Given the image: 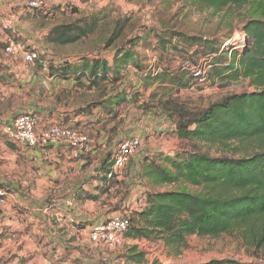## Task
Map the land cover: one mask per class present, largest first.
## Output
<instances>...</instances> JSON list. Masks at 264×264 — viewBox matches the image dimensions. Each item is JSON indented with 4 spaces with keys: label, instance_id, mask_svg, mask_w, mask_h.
Instances as JSON below:
<instances>
[{
    "label": "rangeland",
    "instance_id": "rangeland-1",
    "mask_svg": "<svg viewBox=\"0 0 264 264\" xmlns=\"http://www.w3.org/2000/svg\"><path fill=\"white\" fill-rule=\"evenodd\" d=\"M32 1L22 0L21 5L13 7L17 17L14 25L20 30L17 39L25 50L34 49L46 55L50 62L58 63L62 59H76L83 55L104 56L112 61L118 46L131 37L142 36L147 39H142L135 49L145 72L152 71L155 74L167 69L178 73L187 68L185 65L189 55L172 49L162 50L154 30L164 31L167 28L182 30L190 35L216 37L220 41H226V45L233 35L230 43L239 48L246 45V7H230L217 13L210 8L183 2L166 7L151 0H37L41 3V8L36 9L30 7ZM102 10L108 16L100 20L97 30L90 36L65 45H57L46 39L53 28L78 22L80 19H90ZM119 21H125L126 28L120 38L114 39V45L108 47L106 40L119 30L115 29ZM0 49L4 50L1 42ZM186 77L190 86L166 91V94L160 96L163 102L167 101L168 105L202 108L227 94L254 89L243 77L238 80L221 79L211 77L208 71H203L198 78L193 77L189 71ZM50 78L49 68L45 70L37 62H27L20 54L7 55L0 51V121H6L20 112L37 113L39 107L45 108L53 103H57L62 109H72L71 116H78L81 108L104 100L115 89H123L128 93L129 101L120 107V114L116 119H111L104 109L93 114L94 121H91V127L87 129L104 134L103 148L94 153L89 167H76L80 172L70 175L63 172L74 170L75 165L64 163L74 160L58 155L53 148L42 152L38 166L33 165V159H29L27 163L25 158H20L16 147L18 149L24 145H17L8 139L4 126L0 125L1 186L7 193L24 195L26 199L24 204L11 205L16 219L11 218L9 222L0 224V264H201L224 258L257 262L250 254L252 249L243 240L240 231L216 238L191 236L188 248L181 254H176L160 241L133 240L127 236L122 246L110 250L103 244L91 241L89 232L94 224L84 230L88 225L86 222L58 223L56 212L60 211L65 202L72 203L68 205V209L81 203L83 211L92 212L101 208L108 214L117 212L119 215L131 216L145 206L148 192L174 188V185L155 186L148 178H140L144 157L147 155L162 164L165 156L175 157L178 153L195 151L220 155L222 150L198 140L180 138L175 133V124L172 130H159V120L167 115L163 113L161 105L152 100V89L144 88L142 75L134 66L129 67L126 81L117 86L105 82L101 88L93 89L78 87L76 84L56 87ZM63 80L65 79H61ZM167 118V126L172 125L173 121L168 116ZM92 124L95 127L93 129ZM127 134L140 138L142 144L137 155L114 181V186L106 193H101L99 200L77 199L75 195L72 196L74 192L83 189H78L79 181L92 178L94 168L110 153L115 154L119 142ZM82 162L84 161L80 164ZM34 170L39 174L35 175ZM85 184L88 193L97 195L90 180ZM84 201L87 203L82 206ZM7 203L0 207L5 208ZM24 213L29 214V217L22 221L18 215ZM27 233H30L32 244L24 241ZM134 245L146 254L144 262L135 263L124 257Z\"/></svg>",
    "mask_w": 264,
    "mask_h": 264
},
{
    "label": "trees",
    "instance_id": "trees-1",
    "mask_svg": "<svg viewBox=\"0 0 264 264\" xmlns=\"http://www.w3.org/2000/svg\"><path fill=\"white\" fill-rule=\"evenodd\" d=\"M151 1L166 7L183 2L210 8L217 13L230 7H246V45L239 48L230 43L233 35L226 45V41L216 37L190 35L169 28L154 30L162 50L172 49L189 55L185 70L178 73L167 69L155 74L145 72L135 47L147 37L137 36L118 46L112 61L98 55L62 59L58 63L48 60L50 76L71 80L78 87L93 89L101 88L105 82L113 86L124 83L129 75V67L134 66L142 75L144 88L152 89V100L161 105L163 113L176 125L175 133L180 138L198 140L222 150L220 155L195 151L178 153L175 157L165 156L162 164L150 158V155L145 156L140 178H148L155 186L174 185V188L148 192L143 208L131 216L123 215L129 220L127 237L160 241L170 251L181 254L188 248L191 236L216 238L240 231L257 262L224 258L201 264H264V0ZM106 16L108 14L102 10L90 19L62 24L53 28L46 39L57 45L78 42L93 34L100 20ZM117 28L119 30L114 36L106 40L108 47L114 45L115 38L123 35L126 22L119 21ZM41 56L45 57L44 54ZM202 60L209 65L207 71L211 77L229 80L243 77L254 89L227 94L202 108L163 102L160 96L169 90L190 86L186 77L189 71L193 77H200L196 75L194 67L203 64ZM128 101V93L115 89L104 100L89 104L78 112L104 109L111 119H116L120 107ZM66 119L57 122L68 123ZM127 136L131 134L123 138ZM45 148L53 147L46 145ZM91 154V150L78 154L74 160L85 159L88 166L92 162ZM113 156L110 153L98 167L101 183L96 188L102 194L109 191L117 179L107 176L113 165ZM83 198L99 200L100 195L86 193ZM124 257L135 263L146 260V254L139 251L136 245Z\"/></svg>",
    "mask_w": 264,
    "mask_h": 264
},
{
    "label": "built area",
    "instance_id": "built-area-1",
    "mask_svg": "<svg viewBox=\"0 0 264 264\" xmlns=\"http://www.w3.org/2000/svg\"><path fill=\"white\" fill-rule=\"evenodd\" d=\"M4 1L0 0V36L4 35V51L7 54H20L27 62H37L43 69L49 68L48 59L32 49L25 50L18 44L19 29L14 25L13 18L4 11ZM31 8H41V3L33 0ZM209 65L205 63L194 67L196 75L207 72ZM175 125L172 124L173 128ZM4 132L13 143L28 147H38L53 144H64L72 149L76 155L90 152V134L78 127L65 122H55L48 126L42 124L38 113L23 112L4 126ZM142 140L136 136L122 138L113 156V165L108 172V178H118L129 162L137 155ZM8 201V193L0 187V205ZM129 220L123 215L112 216L102 222L94 224L89 232L92 242L105 245L110 250H116L126 241Z\"/></svg>",
    "mask_w": 264,
    "mask_h": 264
},
{
    "label": "crops",
    "instance_id": "crops-1",
    "mask_svg": "<svg viewBox=\"0 0 264 264\" xmlns=\"http://www.w3.org/2000/svg\"><path fill=\"white\" fill-rule=\"evenodd\" d=\"M21 1L22 0H5L4 1V6H3L4 11L13 18L14 23H17V17H15V14L13 12L14 11L13 7L16 4L21 5L20 4ZM23 8L26 11V8L25 7H23ZM15 26L17 27V25H15ZM0 42L5 46L4 35L0 36ZM17 42H18L19 45H21L19 39H17ZM0 51H2L3 53L7 54L3 49H0ZM20 56H22L21 53H20ZM50 80H51V82L53 80V83H54V85L56 87H59L62 84H65V85L66 84H69V85H73L74 84L73 81H71V80H63V81H61L60 78H56V77H52V78H50ZM99 111H101V110L96 108L94 110H91L90 112L79 113L78 116H75V115L71 116L72 115V109L71 110H70V108L62 109L61 107L58 106L57 103H53L52 105H49V106H47L45 108L39 107L36 110V112L39 114V116L41 118V121H42V124L44 126H48V125H50L52 123H55V122L59 121V119H66V117H69V119L68 118L66 119V121L68 123H70L71 125H73L75 127H78L80 129L88 132L90 134V138H91L90 148H91V152H92V154H91L92 157H93L95 152H97L101 148H103L104 134L98 133L97 131H94L93 128H95V127L93 126V124H92L93 131L90 132L88 130L91 127L89 125L91 124V121L93 120L92 119L93 114H95V113L98 114ZM20 113H23V112H20ZM20 113H17L15 116H17ZM15 116H13L12 118H8L6 121H0V125L5 126L6 124H9L13 120V118ZM167 123H168L167 116H163L162 119L159 120V124H158L159 130L166 131L167 128L169 130H172L173 128L171 127V125L167 126ZM49 146L53 147V150H56L58 155H60V156H64L65 155L67 157H70L72 160H74V158L77 157L75 152L72 149H70L69 147H67L66 145H64V144H53V145H49ZM45 149H47V148H45V146H38V147H35V148L34 147H28V146H19L18 149L16 147V151H17L16 153H17V155L20 158L21 157L25 158L26 162L29 161V159H33L32 162L34 164L33 163L32 164L34 166H35V164L38 166L39 165V158L41 157L42 152ZM82 160L84 162H82L80 164V162ZM82 160H80V161L74 160V162L64 163V164H70L71 166L75 165V168H74V170H72L70 172H68L66 170L65 172H63V174L65 173L66 175H68V174L70 175L71 173L80 172L78 169H80L83 165H84L85 168H87V167H89L92 164V162H91V164L87 166L86 165L87 161L85 159H82ZM101 164H102V162L100 164H98L94 168V173H93L92 178L91 177L87 178V180L85 178V180H84L85 182H88V183H89V180H90V183H92L91 186L94 187V189L96 190V194H99V195H102V194L96 188V186L101 183V181H100V179L98 177V167L101 166ZM76 167H78V169ZM33 172H34L35 175L39 174V172H37L35 170ZM49 172H50V170H49ZM53 173H54V175H56V171H54ZM63 174H61V175L63 176ZM63 177H65V176H63ZM84 181H82V182L79 181L78 189L83 187V189H85V190L80 189V190L74 192V194L72 195V196L75 195L74 197H76L77 199L83 198V196L86 193H88L87 190H86L87 189V185L85 184ZM2 183L3 182L0 181V187H3V186H1ZM68 196H69V194H68ZM23 198H24V195L19 196L18 194H14L13 192L12 193H8V203H7L6 207L5 208H1L0 207V217L1 218L3 217L2 220L0 219V224L9 222V219H11V218L16 219L14 210L11 209V205H14L15 203L16 204H24V203H26L25 202L26 199L25 198L23 199ZM84 202L85 203L82 202V206L87 203V201H84ZM70 204H72V203L70 202ZM70 204L65 202L62 205V207L59 206L60 207V211L56 212L57 213L56 216H57V219H58L57 220L58 223L63 221V222H66V223H72L73 224V223L82 221V222L88 223V225H86V227L84 228V230H88L86 228H89L93 224H97L99 222H102V221H104V220H106V219H108V218H110L112 216L119 215L117 212L112 213V214H108V213H106L107 212L106 210L101 209V208L96 210V211L92 210V212L91 211H89V212L83 211V210H81V203L74 204V205L71 206V209H68L67 207H69L68 205H70ZM30 213L33 214V212H30ZM33 216H34V214H33ZM40 216H42V215H40ZM18 217L21 218V220L23 221L26 217H29V214H27V213L20 214V215H18ZM78 218H79V221H78ZM28 220L30 221V219H28ZM20 226H22V225H20ZM25 236H26V238L24 239V241H26L27 244H32L33 242L30 240V233H27Z\"/></svg>",
    "mask_w": 264,
    "mask_h": 264
},
{
    "label": "bare ground",
    "instance_id": "bare-ground-1",
    "mask_svg": "<svg viewBox=\"0 0 264 264\" xmlns=\"http://www.w3.org/2000/svg\"><path fill=\"white\" fill-rule=\"evenodd\" d=\"M239 38H240V36H239ZM238 40V39H237Z\"/></svg>",
    "mask_w": 264,
    "mask_h": 264
}]
</instances>
